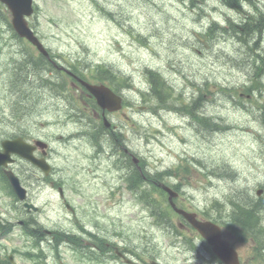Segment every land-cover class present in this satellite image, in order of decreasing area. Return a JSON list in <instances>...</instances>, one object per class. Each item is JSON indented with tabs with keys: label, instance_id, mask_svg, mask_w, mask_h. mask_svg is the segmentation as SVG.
Returning a JSON list of instances; mask_svg holds the SVG:
<instances>
[{
	"label": "rangeland",
	"instance_id": "1",
	"mask_svg": "<svg viewBox=\"0 0 264 264\" xmlns=\"http://www.w3.org/2000/svg\"><path fill=\"white\" fill-rule=\"evenodd\" d=\"M258 1L264 5V0ZM35 4L30 25L46 46L72 64L77 63V68L93 69L102 63L130 76L135 87L124 90L129 105L109 113L107 118L116 130L120 129L125 146L145 161L146 169L176 168L193 157L207 165L205 170L217 171L218 179L209 182L201 178L196 168L191 169L190 178L182 181L184 206L212 207L210 214L217 216L215 201L222 205L229 199H257L255 191L262 187L259 201H253L258 210H264V87L256 97L232 90L250 84L254 74L250 65L260 51L248 36L249 26L248 35L243 37L249 45L237 42L236 35L226 31L205 35L213 19L223 23L226 16L236 18L235 13L219 0H203L200 8L183 0H35ZM261 46L264 62V35ZM22 47L7 25L0 23V140L24 134L50 142L54 163L60 166L57 177L63 181L65 198L75 211L66 209L61 200L40 193L34 199L40 210L25 212L0 181V221L14 223L12 233L1 234L0 230V255L17 249L15 262L32 264L23 255L29 240L22 235L19 220L35 218L48 230L71 231L76 229L78 220L116 242L120 249H127L134 260L139 257L148 261L156 255L176 264H193L195 254L171 247L166 229L153 225L142 205L126 191L123 171L112 169L113 159L105 152L95 157L97 153L89 138L76 134L85 130L86 122L68 121L67 114L69 108L78 111L79 102L70 95L65 99L55 97L57 91L42 87L32 71L28 77L25 71L18 81L13 80L11 62ZM146 67L160 71L172 84L175 96L180 98L175 102L180 108L185 103L182 101L199 94V86L204 87L202 112L209 121L195 123V128L183 115L173 111L155 114L148 109L135 89L146 84ZM63 81L66 85L62 86L68 87L66 76ZM15 110L19 111L17 117ZM88 117L92 118L90 110ZM107 134L93 131L91 137L108 145ZM105 149L109 150L107 146ZM119 156V165L131 163L130 154ZM65 162L70 167H65ZM24 168L23 182H33L36 173L28 165ZM221 214L225 215V210ZM0 226L7 228L5 223ZM225 236L232 241L230 235ZM256 240L263 241L264 235ZM42 246L50 255L48 244L43 242ZM249 248H241L245 261L251 253ZM60 251L65 264L122 263L118 259L102 263L80 260L69 247H61ZM257 262L260 263L258 259Z\"/></svg>",
	"mask_w": 264,
	"mask_h": 264
},
{
	"label": "water",
	"instance_id": "2",
	"mask_svg": "<svg viewBox=\"0 0 264 264\" xmlns=\"http://www.w3.org/2000/svg\"><path fill=\"white\" fill-rule=\"evenodd\" d=\"M1 1L3 3H5L8 6V8L12 11V14H13L12 23H13L14 28L17 30V32L19 34H21V35L27 36L34 43H36L38 45V47H40V45L37 42V40L35 38H33L32 33L27 28L26 23H25V21L23 19V15L24 14H29L31 12V10H32L31 9V0H1ZM87 86L92 91H95L94 87H90L89 85H87ZM107 93H108V95H110L109 92H107ZM103 95L105 97L102 99V103L106 101L105 100L106 94H103ZM3 145H5V143H3ZM6 159H8V155H7ZM37 164L39 166L41 165L39 160H37ZM7 174L9 175V177L11 176L10 172H7ZM187 216L190 219L191 223L195 227H197L201 232H206V231H209V230H210V232H213L212 230H214V228L209 223H198V222H195L193 214H190V215H187ZM216 251L226 261V263H228V264H236L234 256H232V254L224 246L216 248Z\"/></svg>",
	"mask_w": 264,
	"mask_h": 264
},
{
	"label": "trees",
	"instance_id": "3",
	"mask_svg": "<svg viewBox=\"0 0 264 264\" xmlns=\"http://www.w3.org/2000/svg\"><path fill=\"white\" fill-rule=\"evenodd\" d=\"M2 14V13H1ZM263 21L262 19L260 18L259 15L255 14V19H254V25L257 27V28H254V27H250L249 28V32H254L255 30L258 31V33H261V28L264 27L263 25Z\"/></svg>",
	"mask_w": 264,
	"mask_h": 264
},
{
	"label": "snow or ice",
	"instance_id": "4",
	"mask_svg": "<svg viewBox=\"0 0 264 264\" xmlns=\"http://www.w3.org/2000/svg\"><path fill=\"white\" fill-rule=\"evenodd\" d=\"M23 149L22 145H8L5 144L3 146H0V153H5L6 151H20Z\"/></svg>",
	"mask_w": 264,
	"mask_h": 264
},
{
	"label": "bare ground",
	"instance_id": "5",
	"mask_svg": "<svg viewBox=\"0 0 264 264\" xmlns=\"http://www.w3.org/2000/svg\"><path fill=\"white\" fill-rule=\"evenodd\" d=\"M208 119H210V118H208ZM218 119V118H217ZM219 121V120H218ZM203 124V123H202ZM200 125V124H199ZM206 126V125H205ZM199 127V126H198ZM202 128V127H201ZM203 129V128H202ZM208 129V128H207ZM205 130V129H204ZM203 131V130H202ZM101 143V142H100Z\"/></svg>",
	"mask_w": 264,
	"mask_h": 264
}]
</instances>
